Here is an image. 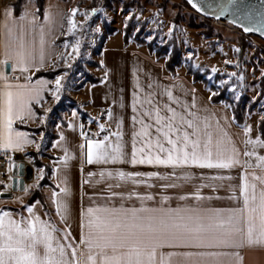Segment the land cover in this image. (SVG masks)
<instances>
[{"label": "snow or ice", "instance_id": "1", "mask_svg": "<svg viewBox=\"0 0 264 264\" xmlns=\"http://www.w3.org/2000/svg\"><path fill=\"white\" fill-rule=\"evenodd\" d=\"M196 7H200L196 0H192ZM220 12L233 11L239 13L241 19L255 20L261 25L258 31H264V0L259 9L242 2V0H228V3L220 6ZM78 8L70 9L67 17L68 33L77 28L75 14ZM97 9H91L85 15H91ZM29 19V14L22 12L17 20L13 16L10 6L4 8L5 30L4 50L0 59V149L5 151L22 150L27 145L40 144L31 139L29 133L15 127V122L26 123L28 120L40 119L43 124L51 108L44 110L43 116H38L33 104H41L45 99V91L52 97L60 100L59 93L64 85L63 76L55 77V87H48L49 81L44 79H32L30 69L43 67V32L41 29V50L37 61L35 49L26 42V27L24 20ZM45 21L50 19L47 12L44 14ZM33 26L35 15L31 16ZM237 22V21H234ZM15 27H14V26ZM243 26V25H242ZM248 30V29H245ZM65 40V46L68 45ZM75 55H79V42L71 45ZM239 51V49H236ZM10 63L13 75L4 71V67ZM67 63V60H65ZM19 69L24 76L21 82L15 75ZM215 72L216 68H212ZM107 78V76H105ZM242 78V77H241ZM223 83V81H221ZM151 87V85H149ZM235 87V86H233ZM154 93L148 92L143 101L136 98L133 93L132 120L134 126L139 121V131L133 132L131 165L170 166L173 171L166 177L177 175L175 169L179 166L198 165L208 168H229L241 163L239 150L234 144L225 143L222 138L213 139L210 131L201 130L197 122V114L188 111H178L171 104H160L154 101ZM169 100L176 99L170 90L167 91ZM139 105V116L137 113ZM195 105L193 98L192 106ZM189 108L187 103L181 106ZM111 111L108 115L111 117ZM122 124V120L120 121ZM72 125L70 124L69 127ZM103 129L105 125L100 124ZM210 126L205 123L204 129ZM245 134L251 132L250 126H245ZM117 142L113 145L108 143L109 136L103 140H87V160H109L124 162L126 153L122 143V133L116 132ZM227 136V134H224ZM81 136H85L82 131ZM43 137V133H41ZM142 138L141 146H137V138ZM246 144L264 146V139L257 136L253 140L250 136ZM246 156H255L256 165L264 168V155L256 151H246ZM11 160V156L8 157ZM64 160H67L65 155ZM251 166L249 161L243 162ZM9 170H11V165ZM53 171V175H55ZM38 180L35 182L39 187V179L43 178V169L38 170ZM91 177L94 173H88ZM104 173L101 172L103 177ZM108 171V176H112ZM115 175L121 181L132 180L136 185L148 184L144 177H163L159 171L125 172L118 170ZM180 175L185 179L191 178L194 173L181 171ZM247 175V173H245ZM264 184V176L252 174ZM66 179V178H65ZM175 184L163 183L161 188L176 187ZM111 187V185L109 186ZM23 191L28 192V186ZM64 196L69 194L65 186L60 189ZM243 206L239 209H204L192 204H177L171 206V195L163 194L158 204H149L155 196L151 192L132 191L111 192L110 195L129 197L135 195L140 199L139 206H125L123 202L113 206H90L81 213V234L79 241L71 237L69 230H63L64 236L56 235L57 229L50 221L43 220L34 214V206L29 204L26 210L28 217H13L11 211L0 208V264H243V257L238 251H215L212 249H232L244 246L264 247V187L260 188L257 197L256 185H251L249 193L248 185L242 188ZM189 196L201 198L199 190L186 192L178 196L181 201ZM23 203L20 197H14ZM52 199L56 202V209L66 213L67 201L59 198L58 193L52 191ZM228 213L227 217L221 215ZM63 218V217H62ZM165 247L171 249H190L185 251H164ZM235 257L233 262L230 258Z\"/></svg>", "mask_w": 264, "mask_h": 264}, {"label": "crops", "instance_id": "2", "mask_svg": "<svg viewBox=\"0 0 264 264\" xmlns=\"http://www.w3.org/2000/svg\"><path fill=\"white\" fill-rule=\"evenodd\" d=\"M6 5L0 0V59L4 50L5 30L4 22V8ZM11 7V6H10ZM13 9V8H12ZM29 14V19L22 21L26 27L25 40L29 46L35 49L37 61L41 50V29L40 25H44L43 32V52L44 64L43 67H32L29 71L32 74V79H44L49 81L48 87H55V77L40 76L34 78L33 75L37 70L49 69L59 54L58 38L62 35L65 25L66 8L62 3L47 2L45 3V12L50 16L48 21H45L44 16L39 18L36 8L30 6L24 10ZM35 15V23L31 21V16ZM13 16L18 20L19 16ZM14 26V25H13ZM15 27V26H14ZM114 35V34H113ZM110 35L98 54V63L94 68L93 74L100 77L101 81L98 83H86L70 94L76 101L77 106L70 108H61L58 111L47 114L45 123H41L40 119L28 120L26 123L20 121L15 122V127L21 131L29 133L31 139L36 143L42 144V139L46 137V131L55 135L49 148L45 150L46 157L42 161L51 166L50 184L44 185L41 188L44 201L48 209L44 207L40 200L33 203H28V192L30 188L34 187L38 180V170L42 169L34 165L31 157V152L37 150L36 146L27 145L22 150L7 151L0 149L1 154H10L13 152L22 153L25 160L33 168V178L31 181L25 183L28 186V192L23 190L15 191L10 198H0V208H5L12 212L13 217L19 219L21 215L28 217L26 210L27 205L34 206V214L39 215L43 220L50 221L58 230L56 235L63 237L64 231L69 230L71 237L79 241L81 234V213L82 210L90 206H113L119 205L121 202L125 206H139L140 199L133 195L129 197L125 195L111 196V192H123L125 194L136 191L140 193L151 192L155 199L146 201L149 204H158L163 194L171 195V206L175 207L177 204H192L204 209H239L243 206L242 188L245 183L248 185L249 193H251V185H256L257 197L259 191L264 184H261L259 179H256L252 174L257 176H264V168L256 165L255 156H246V151H256L259 155H264V146L246 144L245 141L250 136L253 140L260 136L259 119L260 115L253 112L246 114L244 122L239 124L233 115L230 105L224 102H213L211 100L212 91L203 82L196 81L192 75L186 71V62H181L177 68V72L172 74L166 68L165 59L158 58L152 54L146 45L129 42L125 44L119 41L113 44L110 40L113 38ZM222 48V47H220ZM199 54L193 59V64L199 59ZM209 57V56H208ZM211 58V57H209ZM10 72L7 70V65L4 71L9 74V78L13 75V70L8 64ZM205 64H203L204 66ZM195 66V65H194ZM201 65H196L199 67ZM211 68L210 65H206ZM15 75L20 78L21 82L24 80L26 74H22L19 69L15 71ZM107 76V78H105ZM151 85V87H149ZM170 90L173 97L176 99L169 100L167 91ZM148 92L154 93V101L160 104H171L172 107L178 111L187 113L191 111L199 117L198 123L201 130L210 131L213 134V139L222 138L225 143L234 144L239 150V159L241 163L235 164L227 169L206 166L188 165L177 167L175 169L177 175L174 177H166L167 173L173 171L170 166H150V165H131L127 161L130 159L132 150L133 132H138L140 125L139 121L135 126L132 120L133 112V93H136V98L143 101ZM51 93L45 91V99L41 104H33L37 111L39 108L43 111L48 109L53 102L50 98ZM193 98L195 105L192 106ZM187 103L189 108L184 109L181 106ZM138 111L135 113L139 116ZM111 111V117L108 115ZM38 113V111H37ZM98 116L103 115L106 135L109 136L108 143L115 144L117 142L116 132L122 133V143L124 144L125 160L124 162L109 160L89 163L87 160V140L81 136L83 115ZM122 120V124L120 121ZM18 123L27 125L30 128L38 127L42 124L45 131L32 133L29 130L18 127ZM207 123L210 127L204 129ZM72 125L69 127V125ZM245 126L251 127V132L245 134ZM43 133V137H41ZM227 134L225 136L224 134ZM261 139H264L261 137ZM103 140V138L99 139ZM142 138H137V146L140 147ZM67 155V160H64ZM249 161L251 166H246L243 162ZM125 172H146L159 171L164 173L163 177L141 178L148 179V184L136 185L132 180L121 181L115 175L118 170ZM189 171L194 175L185 179L180 175L181 171ZM55 171V175H53ZM103 171L104 175L101 176ZM108 171H112L113 175L108 176ZM94 173L89 176L88 173ZM247 173V175H245ZM66 178V179H65ZM40 181V179H39ZM163 183L175 184L176 187H169L167 189L161 188ZM111 185V187H109ZM32 186V187H31ZM69 189V194L64 196L60 193L63 187ZM11 187L7 190H10ZM58 193L59 198L67 201L68 210L65 213L63 209L58 213L56 209V202L52 199V191ZM199 190L201 198L197 200L195 196H189L187 200L181 201L178 199L179 195L186 192H196ZM1 192V188H0ZM31 192V191H30ZM29 192V193H30ZM14 197H20L23 200L21 203ZM227 217L228 213H222ZM63 217V218H62ZM190 249H171L165 247L164 251H185ZM215 251H238L243 257V264H264V247L261 246H244L241 248L232 249H212ZM233 262L235 257L225 258Z\"/></svg>", "mask_w": 264, "mask_h": 264}, {"label": "rangeland", "instance_id": "3", "mask_svg": "<svg viewBox=\"0 0 264 264\" xmlns=\"http://www.w3.org/2000/svg\"><path fill=\"white\" fill-rule=\"evenodd\" d=\"M13 1L2 0L11 7ZM46 1L62 3L66 8L65 25L58 41L59 54L52 66L53 70L59 71L55 77L63 76L61 82L64 87L59 93V101L50 96L53 99L49 107L51 113L75 105L70 94L79 90L78 86L88 73L94 76L98 54L106 39L114 34L110 42L117 44L127 34L128 41L137 44L143 40L158 47L168 45L173 48L177 45L180 62L186 64H193V59L199 54V59L193 65L201 66L194 67L204 74L208 71L206 77L210 83L224 87L228 95L241 103L244 118L253 112L260 115V119L264 117V40L259 36L245 34L231 23L203 17L184 0H44V11ZM21 3L23 12L30 6L36 8L35 0H21ZM73 7L78 8L74 17L77 28L68 33L67 17ZM94 8L96 12L85 15ZM65 40L69 42L67 46ZM76 42H79L78 56L71 47ZM151 53L156 56L154 52ZM159 58L166 60V56ZM212 68H216V71L213 72ZM207 87L210 88L209 85ZM38 127L45 129L42 124ZM46 133L48 136L42 139L40 148L34 150L41 160L47 156L46 145L51 141L52 134ZM44 185L48 184L39 187L34 184L30 191L35 188L41 191Z\"/></svg>", "mask_w": 264, "mask_h": 264}, {"label": "trees", "instance_id": "4", "mask_svg": "<svg viewBox=\"0 0 264 264\" xmlns=\"http://www.w3.org/2000/svg\"><path fill=\"white\" fill-rule=\"evenodd\" d=\"M184 3H186L191 8V6L185 0H184ZM35 4H36V8H37L36 12H37L39 18L42 19L44 16V0H35ZM12 7H13L14 15H16V16L21 15V13L23 12L21 0H14L12 2ZM110 33H111V31H110ZM60 38H61V36L58 38L57 41H60ZM124 42H125V44L129 43L127 34L124 35ZM140 44H146L149 51L154 52L158 58L161 56H166L165 64H166L167 70L169 72H171L172 74H175L177 72V68L180 66V63H181L180 62L179 49H178L177 45L174 46L173 48H170L168 45L158 47L157 45H154L153 43H147L143 40L140 41ZM242 46L244 47L243 44H242ZM54 63H53V65H54ZM52 66L49 69L37 70L34 73L33 77L37 78L40 76H47V77L54 78L56 73H58L59 71L53 70ZM186 71L188 74L192 75L194 80L201 81L206 86L209 85L210 90L212 91L211 100L213 102H227V103H229L231 106L235 120L239 124H242L244 122V115H243V112L241 109V103L236 102L230 95H228L226 90L224 89V87L219 88L216 84L210 83L209 79L206 77V75L209 74L208 71H206L205 74L201 73L200 70L195 68L192 63L187 64ZM217 79H219V77H217ZM100 81H101L100 77H94L88 73L87 78L82 81V83L78 86V88L83 87L88 82L91 84H94V83H98ZM262 93H264V86H262ZM258 99H260V98L258 97ZM75 106H77L76 101H75V105L72 107H75ZM37 111H38L39 115L42 114V111L39 108H37ZM82 115H83V117H85L84 113H82ZM17 126L20 128H24L26 130H29L32 133L45 131V129L43 127L30 128L29 126L23 125L21 123H18ZM259 130H260L261 137L264 138V117L259 120ZM46 136H48L47 133H46ZM50 137H51L50 138L51 141H49V143H47L46 148H49L52 140L55 139V135H51ZM30 154L32 155V157L34 159V161H33L34 165L37 167H41L44 171L43 178L39 182V184L40 185L50 184V175H51V171H52L51 166L49 164L43 162L39 158V153H37L36 151H32ZM36 200H40L43 203L46 210L48 209L47 204L44 201L43 194L39 190V188H35L34 190L31 191L30 195L28 196L27 202L33 203Z\"/></svg>", "mask_w": 264, "mask_h": 264}, {"label": "water", "instance_id": "5", "mask_svg": "<svg viewBox=\"0 0 264 264\" xmlns=\"http://www.w3.org/2000/svg\"><path fill=\"white\" fill-rule=\"evenodd\" d=\"M185 1L195 12L203 17L226 21L241 29L243 33L253 34L259 36L264 40V31L257 30L261 27V25L258 24L255 20L248 21L241 19L239 13L233 11H224L223 13L220 12V6L222 4L228 3V0H196V3L200 5L199 8L192 3V0ZM242 2L254 6V8L256 9H259L262 0H242ZM7 70L8 72H10L9 65H7ZM11 174V189L8 191H1L0 198H10L13 196V193L15 191L23 190L25 187V183L31 181L33 178V168L29 163H26L25 161L13 162L11 164Z\"/></svg>", "mask_w": 264, "mask_h": 264}, {"label": "built area", "instance_id": "6", "mask_svg": "<svg viewBox=\"0 0 264 264\" xmlns=\"http://www.w3.org/2000/svg\"><path fill=\"white\" fill-rule=\"evenodd\" d=\"M215 20V19H214ZM220 22H226L223 20H216ZM100 124H104V117L103 115L98 116H87L82 121V131L85 133V136H83L86 140H96L101 139L106 136L107 129L104 127L101 129L99 127ZM11 156V160L8 159V157ZM19 161H25V156L22 153L19 152H13L10 154H1L0 153V188L1 190H7L10 188L11 185V179L12 174L11 170H9L10 165L13 162H19Z\"/></svg>", "mask_w": 264, "mask_h": 264}]
</instances>
